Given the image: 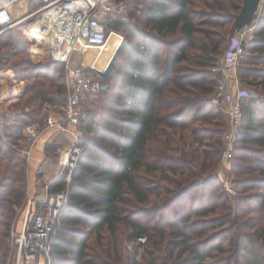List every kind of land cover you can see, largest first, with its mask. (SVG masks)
Returning <instances> with one entry per match:
<instances>
[{"label": "trees", "instance_id": "1", "mask_svg": "<svg viewBox=\"0 0 264 264\" xmlns=\"http://www.w3.org/2000/svg\"><path fill=\"white\" fill-rule=\"evenodd\" d=\"M119 1L127 19L113 14L106 31H121L122 47L108 75L93 73L108 87L78 123L82 155L52 236V264H122L124 249V264H264V99L240 102L229 159L233 197L216 171L227 124L216 68L243 0ZM259 10L235 70L257 90L264 87V0ZM20 37L13 29L0 35V61L24 81L20 94L0 100L11 108L0 121V264L26 199V160L15 146L25 147L26 124L42 130L50 109L63 115L68 91L63 65L48 56L43 64ZM56 147L46 143L45 156L55 160ZM185 202L184 211L173 208ZM124 239L136 242L124 248Z\"/></svg>", "mask_w": 264, "mask_h": 264}, {"label": "built area", "instance_id": "2", "mask_svg": "<svg viewBox=\"0 0 264 264\" xmlns=\"http://www.w3.org/2000/svg\"><path fill=\"white\" fill-rule=\"evenodd\" d=\"M31 4L33 6L29 9ZM124 12L125 4L119 0H0V35L24 24L23 32L33 38L37 51L64 67L68 91L63 116L54 120L49 118L45 128L68 131L85 118L84 106L104 90L105 84L100 77L74 61L73 55L85 51L87 47L104 46L107 41L106 21L113 14ZM258 14L249 25L229 37L221 64L216 68L221 72L217 91L222 96L227 118L220 152L222 162L229 161L233 151L234 138L242 116L240 102L250 98L264 99V95L256 90L241 86L235 72L238 57L242 53L241 43L251 36ZM11 74V81L0 88V100L20 94L24 89V82L16 79L13 72ZM43 129L40 130L33 123L23 127L26 145L20 151L26 158L30 157L40 140ZM74 137L55 177L41 174L35 178V184L41 186L43 192L36 200L30 199L27 202L20 226H12L9 231L8 264L9 261L12 264H52V236L60 214L69 201L68 185L82 155L79 136L74 134ZM59 178L64 187L54 189L51 185L55 187ZM138 240L143 241L144 238L139 237Z\"/></svg>", "mask_w": 264, "mask_h": 264}, {"label": "rangeland", "instance_id": "3", "mask_svg": "<svg viewBox=\"0 0 264 264\" xmlns=\"http://www.w3.org/2000/svg\"><path fill=\"white\" fill-rule=\"evenodd\" d=\"M32 6H33L32 4L29 5V9H31ZM258 12H260V10H258ZM120 15L124 19H127L126 12H124V13H122ZM23 27H24V24L15 27L13 29L14 33H17L18 35L21 36L20 39L24 42V44L26 43L25 46L27 47L29 53H31L34 50L37 51V49L35 47V44H34L33 38H30V36H28L25 32H23ZM122 41H123V36H122L121 31L109 28V31L107 33V41H106L108 43L105 44L106 46L104 45V47L103 48L101 47L100 50H98L99 48H96V49L95 48H87L88 50H91L92 52L95 51V50H98V51H96L97 58L95 59L94 62H89V61L86 60V58H85L86 57V53H85L86 51L76 52L73 55V60L78 62V63L81 62L82 66L86 70H88V71H90L92 73L100 74V75H102L104 77L105 75H108V74H106V72L107 71L109 72V70H108L109 64H111L112 58L116 55L117 51L120 49V46L122 45L121 44ZM5 49L6 48H3V50H5ZM37 52L41 53L43 55L42 56L43 58L40 60L43 64L49 62V60L46 58V56L42 52H39V51H37ZM114 67H116V68L117 67H121V64H118V62H116L114 64ZM12 70L13 69L11 68V66H9V63H7V62L5 63L4 60L0 61V85H6V84H8L11 81V75H12L11 73L13 72ZM105 81L106 80H103V82H105ZM111 83H112V80L109 82V84L111 85ZM104 84H105V88L104 89H106L108 87L107 81ZM240 84L243 87L255 89L257 92H259L261 94L264 93V87H262V86H261V90H257L256 88H253L251 86L243 85L241 81H240ZM109 89L111 90V88H109ZM107 93H109V92H106V94ZM99 96H101V95H98L97 97H99ZM219 97H221V96L219 95ZM8 99H10V97ZM221 102H222V100H221ZM221 102H220V104H221ZM9 105H10V103L0 106V121L2 120V116H1L2 114H8V113L11 112V108L9 107ZM51 110L52 109L49 110V113H51V115L53 113V115L51 117L61 118L63 116V115L59 116V114L57 115L56 113L52 112ZM82 125L83 124H81L80 126L77 125L75 128L80 131V129H81L80 127ZM226 127H227V124H226ZM225 131H226V129H225ZM63 136L65 137V139L69 138L67 133H64ZM223 140H224V138H223ZM50 142H54V141H50ZM71 144H70V146H71ZM15 147H16L15 150H18V146H15ZM222 148H223V145H222ZM55 150L57 152V149H55ZM59 158H60V156H59ZM62 161H63V159H62ZM62 161L60 162V164H62ZM216 168H217L216 171L218 172L219 184H220L221 188L223 189L224 193L226 194V196L228 198L229 197H233V195L236 194L237 190H236L235 184H234V182L232 180V173L233 172L231 173L232 169H231L230 161L222 162L221 159H220V155H219V163H218ZM49 169H50V165L47 162H43V164L40 167V172H43L48 177L47 173L49 172L48 171ZM58 169H59V167H58ZM56 171L53 174L50 173L51 175H49V177L50 178L55 177ZM57 180L61 181V178H59ZM54 183H56V180H54ZM51 186H53V188L56 189L54 187V184L51 185ZM36 192H41V193L43 192L41 186H39V189H37V191L33 190L32 193H30L28 189L26 190V199L24 200V202H23V204L21 206L16 208L15 216L13 217L12 222H11V227L12 226L13 227H16V226L19 227L20 226L21 220L24 218V214L26 212L27 202L30 199H32V201L37 199L38 195L36 194ZM187 205H188V202H185L184 208H181V204H175L173 206V208L175 210L179 209L181 211H184L186 209ZM258 206L260 207L259 213L264 212V205L259 204ZM14 224H15V226H14ZM11 227H10V229H11ZM87 233H89V231H87ZM93 237H94V234H90L89 235L88 239H89L90 242L93 240ZM136 241H138L140 243H143V244L145 243V240L140 241V240L136 239ZM136 241H130V240L124 239L122 244H123L124 248H126V246L132 245ZM7 242L9 243V238H8ZM9 251H10V243H9V250H8L7 259H6L5 264H8ZM141 252H143V248L138 250L139 254H138L137 258H139ZM125 255H126V251L124 249V252H123L124 259H125ZM124 259H123V263L122 264H124V262H125ZM9 264H12V262L9 261Z\"/></svg>", "mask_w": 264, "mask_h": 264}, {"label": "crops", "instance_id": "4", "mask_svg": "<svg viewBox=\"0 0 264 264\" xmlns=\"http://www.w3.org/2000/svg\"><path fill=\"white\" fill-rule=\"evenodd\" d=\"M228 41V40H227ZM96 49V48H95ZM88 49H86L87 51ZM86 53V52H85ZM86 58V57H85ZM3 85H0V88H2ZM8 99V98H7ZM96 99V98H95ZM91 100L90 102L86 103V105H91L94 100ZM6 100V99H4ZM2 106V105H0ZM52 120H54V117H51ZM76 126L70 127L68 131H60L55 128H44L41 132L40 140L38 141L37 145L33 149L31 155L29 158L25 157L26 160V183H27V189L30 193L33 192V190L37 191L39 189V186L35 184V178L41 174H44L43 172H40V167L43 164V162H47L50 165V169L47 175L53 174L59 167L60 162L62 161L65 152L70 147V144L75 139L74 134L80 135L81 132L75 128ZM64 133H67L68 139H65L63 136ZM54 141L57 145V157L55 160L51 159V157L45 156V145L46 143ZM19 154L23 156L20 149ZM60 156V158H59ZM62 158V159H61ZM61 159V160H60ZM51 173V174H50ZM37 195L42 194L41 192H36Z\"/></svg>", "mask_w": 264, "mask_h": 264}, {"label": "water", "instance_id": "5", "mask_svg": "<svg viewBox=\"0 0 264 264\" xmlns=\"http://www.w3.org/2000/svg\"><path fill=\"white\" fill-rule=\"evenodd\" d=\"M261 3L262 0H243L241 9L232 25L233 33L249 25L255 19Z\"/></svg>", "mask_w": 264, "mask_h": 264}, {"label": "bare ground", "instance_id": "6", "mask_svg": "<svg viewBox=\"0 0 264 264\" xmlns=\"http://www.w3.org/2000/svg\"><path fill=\"white\" fill-rule=\"evenodd\" d=\"M87 48H97V47H87ZM102 48H103V46H102ZM86 49H85V51H86ZM98 50H100V48ZM98 50L93 51L94 53L91 50H87L86 51V60L89 62H94L95 59L97 58L96 51H98Z\"/></svg>", "mask_w": 264, "mask_h": 264}]
</instances>
